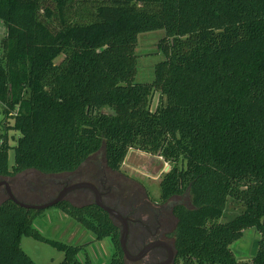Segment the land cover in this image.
Returning a JSON list of instances; mask_svg holds the SVG:
<instances>
[{"label": "trees", "instance_id": "obj_1", "mask_svg": "<svg viewBox=\"0 0 264 264\" xmlns=\"http://www.w3.org/2000/svg\"><path fill=\"white\" fill-rule=\"evenodd\" d=\"M0 20L1 180L72 175L99 153L115 173L132 149L159 156L173 165L161 198L190 196L191 207L173 210L176 264H264V0H0ZM151 32L165 33V59L153 83H136V49ZM8 130L20 134L14 147ZM66 200L55 207L97 241L111 239L110 264H126L109 215ZM231 200L243 211L222 223ZM43 212L0 203V264H36L24 237L64 253L60 264H92L79 259L86 246L34 228ZM253 228L259 250L239 260L232 247Z\"/></svg>", "mask_w": 264, "mask_h": 264}, {"label": "rangeland", "instance_id": "obj_2", "mask_svg": "<svg viewBox=\"0 0 264 264\" xmlns=\"http://www.w3.org/2000/svg\"><path fill=\"white\" fill-rule=\"evenodd\" d=\"M41 13L43 14L44 12L42 11ZM51 28L59 30L58 23L55 22L51 24ZM6 37L7 26L0 20V52L3 51L1 45ZM164 37V32H151L140 36L139 44L136 49V55L138 56V74L135 80L136 83H153L155 79L156 65L165 59L159 47L160 41ZM64 58V55L60 56L56 60V64H60ZM159 96V93H156L154 98H152L151 109L153 111L159 105ZM13 123V121L8 122L6 127H8V125H13ZM0 126V129H3L1 122ZM19 136L20 134L18 132L8 130L7 137L11 147L16 145ZM14 162L15 151L11 149L9 151V164L11 168L13 167ZM98 165L105 166L103 153L92 156L89 163L82 167L81 172L86 171L87 169H92V167ZM172 168L173 165L171 163L165 162V160L159 156L132 149L129 151L121 165L120 171L113 173L112 178H116L117 180V176H119L122 181L130 185L131 189L146 193L149 200L155 203L160 202L161 182L164 176L168 174ZM81 172L79 171L73 175L45 176L36 171H26L6 181L10 186H13L17 195H22L21 191L23 194L25 191H29L32 195L29 193L30 195L27 197L28 199L31 200V198H34L38 200V202L35 200L37 203L44 204L54 199L66 185H69L67 183L72 176ZM86 177L87 176L83 175L80 178ZM80 178H75L74 182L81 180ZM79 191H84V189H78L71 192L73 194L69 195L66 201H70L71 203L73 201V203L78 206L85 204L86 202L83 198L74 199V193ZM7 197V192L1 187L0 203ZM91 201H93L92 198L87 201V203L92 204L89 203ZM175 202L186 207H191L190 196L188 194L176 198L174 203ZM242 211L243 207L231 200L224 218L221 219L220 222H228L238 216ZM115 224L118 226L121 225L118 221H116ZM34 228L45 238L74 246H86V252L84 251L79 255V259L83 262L89 259L92 264H110L116 252V248L111 239L108 238L102 243L97 241L95 235L83 229L80 224L65 215L55 206L44 210L41 215L36 217ZM260 240L261 235L257 229H248L244 232L243 238L232 247V250L239 260L250 259L257 254ZM21 247L36 264H60L65 258L64 253L33 238L24 237L21 242Z\"/></svg>", "mask_w": 264, "mask_h": 264}, {"label": "flooded vegetation", "instance_id": "obj_3", "mask_svg": "<svg viewBox=\"0 0 264 264\" xmlns=\"http://www.w3.org/2000/svg\"><path fill=\"white\" fill-rule=\"evenodd\" d=\"M96 167L94 166L92 169L83 172H81V168L79 170L81 173L72 176L67 183L69 185L66 186L81 182L94 184L103 194V202L127 219L126 223L129 227L128 249L133 258L138 257L145 249L154 245L141 260L135 262L125 261L126 264H176L177 251L174 235L177 221L173 215V210L177 205H181L174 203L178 197H174L169 201L160 198V202L154 203L149 200L146 193L139 190L134 191L119 176H117V180L112 178V174L115 172L108 170L106 164L105 166L98 165ZM83 175L87 177L80 178ZM75 178L81 180L74 182ZM71 194L73 193L69 195ZM74 194V199L83 198L85 204H88L87 201L92 198L93 201L89 203L95 205L96 198L91 190L84 189V191Z\"/></svg>", "mask_w": 264, "mask_h": 264}, {"label": "water", "instance_id": "obj_4", "mask_svg": "<svg viewBox=\"0 0 264 264\" xmlns=\"http://www.w3.org/2000/svg\"><path fill=\"white\" fill-rule=\"evenodd\" d=\"M1 187H3L6 190L7 196L11 201L15 202L17 205H19L20 207H22L26 210H33V211H43V210H46L48 208L57 206L59 203L66 200L68 195L75 190H78V189L91 190L94 193L95 198H96L95 205L98 208H100L101 210H103L105 213H107L113 221L118 220L121 223V225L118 226L120 229V247H121V250L123 252L125 261H132V262L139 261L147 254V252H149L151 250V248L154 247V245L153 246L151 245L147 249H145L138 257H136V258L132 257V254L130 253V251L128 249L129 227L126 223L127 219H125L115 209L107 206L103 202V194L100 192V190L94 184H92L90 182H81V183H76V184L71 185V186H66L63 190H61L59 192V194L54 199H52L49 202L44 203V204H29V203H24V202L18 200L14 196V194L11 190L10 184L6 180L0 181V188Z\"/></svg>", "mask_w": 264, "mask_h": 264}, {"label": "built area", "instance_id": "obj_5", "mask_svg": "<svg viewBox=\"0 0 264 264\" xmlns=\"http://www.w3.org/2000/svg\"><path fill=\"white\" fill-rule=\"evenodd\" d=\"M11 115H14V114H11ZM11 117H12V116H11ZM3 121H5V120H4V117H3V116H0V122L2 123V125H3ZM10 121H13V119H12V118L8 119V120H7V123L10 122ZM0 127H1V126H0ZM1 129H2V128H1ZM1 129H0V130H1ZM1 144H2V142L0 141V146H1Z\"/></svg>", "mask_w": 264, "mask_h": 264}, {"label": "crops", "instance_id": "obj_6", "mask_svg": "<svg viewBox=\"0 0 264 264\" xmlns=\"http://www.w3.org/2000/svg\"><path fill=\"white\" fill-rule=\"evenodd\" d=\"M103 241H101V243H102Z\"/></svg>", "mask_w": 264, "mask_h": 264}]
</instances>
